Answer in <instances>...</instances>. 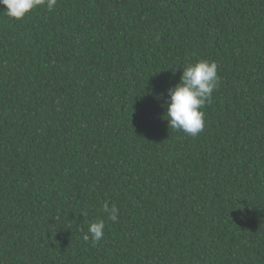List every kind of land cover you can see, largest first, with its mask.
<instances>
[{
	"label": "trees",
	"instance_id": "1",
	"mask_svg": "<svg viewBox=\"0 0 264 264\" xmlns=\"http://www.w3.org/2000/svg\"><path fill=\"white\" fill-rule=\"evenodd\" d=\"M200 60L192 137L159 94ZM0 264H264V0L0 6Z\"/></svg>",
	"mask_w": 264,
	"mask_h": 264
},
{
	"label": "clouds",
	"instance_id": "2",
	"mask_svg": "<svg viewBox=\"0 0 264 264\" xmlns=\"http://www.w3.org/2000/svg\"><path fill=\"white\" fill-rule=\"evenodd\" d=\"M57 4V0H0L7 16L22 20L30 12L41 6L52 10ZM220 77L215 62L200 60L195 64H188L182 70L179 82L169 87L167 96H164L166 113L164 117L169 128L183 131L195 137L203 130L204 112L202 111L206 103L212 100L213 91L219 86ZM104 211L109 218L115 222L118 219V209L112 206L111 209L104 206ZM105 222L97 220L88 226V232L84 235L85 240L91 239L93 246L104 238Z\"/></svg>",
	"mask_w": 264,
	"mask_h": 264
}]
</instances>
